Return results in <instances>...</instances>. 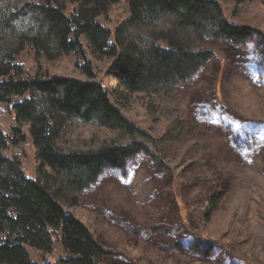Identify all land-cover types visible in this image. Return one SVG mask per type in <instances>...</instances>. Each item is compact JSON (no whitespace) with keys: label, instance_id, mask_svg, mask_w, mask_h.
Here are the masks:
<instances>
[{"label":"rangeland","instance_id":"374dc122","mask_svg":"<svg viewBox=\"0 0 264 264\" xmlns=\"http://www.w3.org/2000/svg\"><path fill=\"white\" fill-rule=\"evenodd\" d=\"M25 0H0L3 8ZM229 23L264 33V0L238 6L215 0ZM130 14L124 2L99 22L113 33ZM166 17L131 31L152 39L172 30ZM149 39V40H150ZM160 46H168L160 41ZM95 80L103 83L123 115L141 132L128 135L73 121L58 145L64 151H96L112 144L143 142L151 154L106 169L95 182L57 192L66 210L84 223L107 255L99 264H264V49L255 36L246 46L207 38L197 49L215 58L192 81L130 93L107 77L113 63L93 55L85 42ZM26 49L17 63L35 66ZM75 55L60 56L51 73L89 80ZM21 101L14 98V102ZM12 104L0 105V131L15 126ZM27 140L10 147L28 179H37L36 150ZM34 262L61 264L57 243L52 254L29 249Z\"/></svg>","mask_w":264,"mask_h":264},{"label":"trees","instance_id":"16d2710c","mask_svg":"<svg viewBox=\"0 0 264 264\" xmlns=\"http://www.w3.org/2000/svg\"><path fill=\"white\" fill-rule=\"evenodd\" d=\"M234 1L241 6L254 0ZM122 2L130 16L113 33L99 18ZM166 17L176 21L175 27L160 31L157 41L131 35L133 29ZM255 36L264 49V33L229 23L215 0H25L8 8L0 5V105L12 104L8 113L16 119L10 135L0 131V264H51L34 262L29 249L48 255L57 243L66 254L61 264H99L108 252L56 193L64 186L81 191L106 169H120L138 155L151 154L138 141L96 151L59 147L75 120L128 135L141 132L94 79L85 42L93 55L113 61L107 70L111 83L137 93L196 78L215 58L211 50L196 48L199 41L246 46ZM26 49L34 52V68L16 62ZM64 55L83 61L80 68L89 80L52 74L51 67ZM26 130L36 150L37 179L26 177L20 156L6 154L26 142Z\"/></svg>","mask_w":264,"mask_h":264}]
</instances>
